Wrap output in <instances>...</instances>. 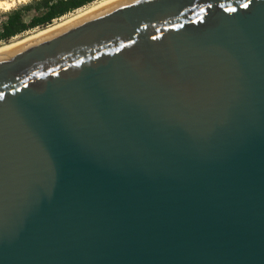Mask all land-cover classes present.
I'll list each match as a JSON object with an SVG mask.
<instances>
[{"label":"water","instance_id":"water-1","mask_svg":"<svg viewBox=\"0 0 264 264\" xmlns=\"http://www.w3.org/2000/svg\"><path fill=\"white\" fill-rule=\"evenodd\" d=\"M0 264H264V0H112L0 50Z\"/></svg>","mask_w":264,"mask_h":264},{"label":"trees","instance_id":"trees-1","mask_svg":"<svg viewBox=\"0 0 264 264\" xmlns=\"http://www.w3.org/2000/svg\"><path fill=\"white\" fill-rule=\"evenodd\" d=\"M94 0H38L34 5L40 14L34 16L30 21H25L21 9L11 12L0 25V41H7L26 30L35 28L36 26L46 25L55 18H59L72 10L78 9ZM32 5H26L31 8Z\"/></svg>","mask_w":264,"mask_h":264},{"label":"bare ground","instance_id":"bare-ground-1","mask_svg":"<svg viewBox=\"0 0 264 264\" xmlns=\"http://www.w3.org/2000/svg\"><path fill=\"white\" fill-rule=\"evenodd\" d=\"M29 1H31V0H0V12H2V11H5V12L6 11H10V10H12V8L17 6V4H19V3L22 4L23 2L26 3V2H29ZM110 1H112V0H96L91 5L79 9L77 12H75L71 16L62 18L58 22H55V23H52V24L47 25L45 27H42V28H40V29H38V30H36V31H34L32 33H29L26 36H23V37H20V38L16 39L15 41H12L10 43L8 42V43H5L3 45H0V50H4V49H7V48H10L12 46H15V45H17L19 43H22V42L30 39L32 37H35V36H37L39 34H42V33L46 32V31H49V30H51L53 28H56V27H58L60 25L68 23V22H70V21H72V20H74V19H76V18H78V17L90 12L91 10L99 7L100 5H103V4H105L107 2H110Z\"/></svg>","mask_w":264,"mask_h":264},{"label":"rangeland","instance_id":"rangeland-1","mask_svg":"<svg viewBox=\"0 0 264 264\" xmlns=\"http://www.w3.org/2000/svg\"><path fill=\"white\" fill-rule=\"evenodd\" d=\"M36 1H38V0H31V1L26 2V3L23 2L22 4L19 3V4H17V6H15L14 8H12V10H10V11H6V12H5V11H2V12H0V25H1V22L4 21V20L7 18V16H8L11 12H13L14 10H16V9H21V10H22V15H23L24 20L27 21V22L30 21L34 16H36V15H38V14H40V13L42 12V11L38 10V9L34 6V5L37 4ZM94 1H96V0H94ZM94 1H93V2H94ZM93 2L88 3L87 5L82 6V7L78 8V9L72 10L71 12H68L67 14H65V15H63V16H61V17H59V18H55V19L52 20V22L49 23V24L41 25V26H36L35 28H31V29L26 30L25 32H23V33H21V34H19V35H17V36H14V37L11 38L10 40H7V41H0V45H3V44L8 43V42L10 43V42H12V41H15L16 39H18V38H20V37H23V36H26V35H28L29 33H32V32H34V31H36V30H38V29H40V28H42V27H45V26L50 25V24H52V23L58 22V21H59L60 19H62V18H65V17L71 16L72 14H74L75 12H77L79 9L91 5ZM26 5H32V7L29 8V9H27V8H26Z\"/></svg>","mask_w":264,"mask_h":264},{"label":"snow or ice","instance_id":"snow-or-ice-1","mask_svg":"<svg viewBox=\"0 0 264 264\" xmlns=\"http://www.w3.org/2000/svg\"><path fill=\"white\" fill-rule=\"evenodd\" d=\"M243 7L247 8V7H248V5H247V4H245V5H243Z\"/></svg>","mask_w":264,"mask_h":264}]
</instances>
